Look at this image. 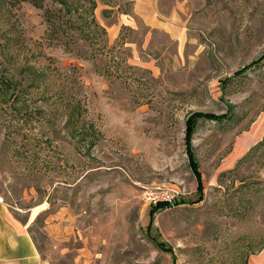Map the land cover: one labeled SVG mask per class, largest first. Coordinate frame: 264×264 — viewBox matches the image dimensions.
I'll list each match as a JSON object with an SVG mask.
<instances>
[{"label":"rangeland","instance_id":"374dc122","mask_svg":"<svg viewBox=\"0 0 264 264\" xmlns=\"http://www.w3.org/2000/svg\"><path fill=\"white\" fill-rule=\"evenodd\" d=\"M132 3L96 0L105 33L69 50L0 6V82L31 85L0 108V200L47 264H264V0H197L182 44ZM160 182L180 201L150 218Z\"/></svg>","mask_w":264,"mask_h":264},{"label":"crops","instance_id":"0c3cea01","mask_svg":"<svg viewBox=\"0 0 264 264\" xmlns=\"http://www.w3.org/2000/svg\"><path fill=\"white\" fill-rule=\"evenodd\" d=\"M132 1L133 16L140 18L150 29L164 30L173 39L181 40L180 44H182L185 36L181 31V10L197 0ZM131 19L128 16L123 23L130 24ZM118 28L115 24L110 28L111 33L115 34ZM179 201L169 203L167 206L178 204ZM30 217H32L31 214L27 221ZM0 264H47L29 231L28 223L13 214L2 200H0Z\"/></svg>","mask_w":264,"mask_h":264},{"label":"trees","instance_id":"16d2710c","mask_svg":"<svg viewBox=\"0 0 264 264\" xmlns=\"http://www.w3.org/2000/svg\"><path fill=\"white\" fill-rule=\"evenodd\" d=\"M22 1H28L33 6L42 9L43 19L46 24L45 38L52 45L63 46L65 49H71V46L79 41L91 43L96 40L99 33H105V28L97 21L94 15L96 0H83L90 4V7L84 5L75 6L74 2L69 0H0V6L5 8V11H10ZM11 40V38H8ZM7 39V42L9 41ZM11 78V77H10ZM1 79L0 82V108L4 106H15L22 103L25 98L23 94L25 88L30 87V83L23 89H15L11 86V79ZM16 83V82H15ZM24 96V97H23ZM25 100V99H24ZM26 102V100L24 101ZM198 116H208L202 113H197ZM193 120L194 117L192 116ZM192 120L187 119L186 123V139L193 131ZM191 136V135H190ZM194 165V164H193ZM196 168V165L193 166ZM197 187L202 188L201 176L198 172ZM199 200H201V195ZM169 203L159 201L151 205L149 216L153 217L154 213L166 207Z\"/></svg>","mask_w":264,"mask_h":264},{"label":"built area","instance_id":"2783aa9c","mask_svg":"<svg viewBox=\"0 0 264 264\" xmlns=\"http://www.w3.org/2000/svg\"><path fill=\"white\" fill-rule=\"evenodd\" d=\"M144 194L149 204H156L159 201L173 203L180 196L181 191L176 185L169 186L160 182L146 188Z\"/></svg>","mask_w":264,"mask_h":264}]
</instances>
